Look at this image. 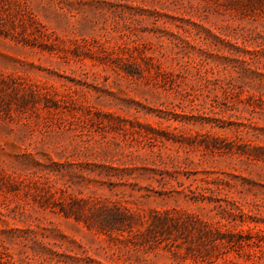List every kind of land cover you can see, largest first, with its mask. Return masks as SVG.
<instances>
[{
  "label": "rangeland",
  "instance_id": "1",
  "mask_svg": "<svg viewBox=\"0 0 264 264\" xmlns=\"http://www.w3.org/2000/svg\"><path fill=\"white\" fill-rule=\"evenodd\" d=\"M0 264H264V0H0Z\"/></svg>",
  "mask_w": 264,
  "mask_h": 264
}]
</instances>
